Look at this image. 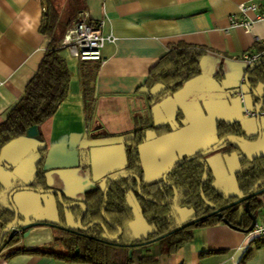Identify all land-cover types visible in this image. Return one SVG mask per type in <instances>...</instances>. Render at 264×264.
<instances>
[{
  "label": "crops",
  "instance_id": "0c3cea01",
  "mask_svg": "<svg viewBox=\"0 0 264 264\" xmlns=\"http://www.w3.org/2000/svg\"><path fill=\"white\" fill-rule=\"evenodd\" d=\"M250 2L258 12H264V0H0V122L18 101L47 48L49 40L39 31L46 7L53 5L62 13L70 5H76V13L85 9L91 24L102 21L101 33L115 37L113 43H105L101 49L89 121L82 97L80 62L70 58L65 49L60 52L70 70L68 91L35 135L15 138L1 150L0 182L4 194L33 180L36 165L48 149H76L77 167L52 168L44 172V178L48 188L58 190L71 201H83L86 192L125 166L124 135L141 118L171 128L145 131L139 151L146 181L161 178L178 160L215 143L217 121L238 123L252 140L260 131L256 144L234 143L238 151L226 153L219 148L206 156L214 186L225 197L240 196L234 178L239 158L264 154V116H259L258 127L256 116L245 114L246 110L255 111L256 103L247 87L240 85L247 68L241 57L262 47L264 20L254 21L248 32L230 21L253 20L254 11L243 14L238 10L239 3ZM179 42L207 48L200 60V75L183 83L174 93L148 104L138 88L167 48ZM255 91L264 97V85H256ZM91 132L98 138H90ZM104 133L111 137H102ZM84 164L89 165L88 169H83ZM38 196L28 190L12 195L20 225L44 220L67 224L68 217L75 224L73 212L66 208L67 211L61 212L55 197L47 200L50 208L46 213L43 210L46 204ZM259 200L256 222L264 217V193ZM127 201L133 213L135 209L140 211L133 196H128ZM175 211L178 223L191 220L190 208L182 206ZM133 219L128 239L136 238ZM57 237L56 228L34 226L26 236L18 237L15 246L25 250L51 247L61 252ZM145 249L156 257L158 264H264V240L248 243L245 232L222 222L193 229L190 238L173 252L168 253L161 242L149 244ZM144 252L143 248H134L135 261ZM0 264L92 263L19 251L0 255Z\"/></svg>",
  "mask_w": 264,
  "mask_h": 264
},
{
  "label": "trees",
  "instance_id": "16d2710c",
  "mask_svg": "<svg viewBox=\"0 0 264 264\" xmlns=\"http://www.w3.org/2000/svg\"><path fill=\"white\" fill-rule=\"evenodd\" d=\"M76 10V5H70L62 13H59L53 5L45 8L39 31L47 36L49 42L18 101L10 108L6 118L0 122V153L11 140L24 136L31 127H35L37 130L44 120L55 113L65 97L69 88L70 70L64 56L60 53L64 50L60 41L74 20ZM206 52L207 48L200 45L182 42L171 44L149 69L147 78L138 88V92L145 97L148 104L174 93L183 83L200 75V60ZM85 62H80L79 72L86 120L89 121L93 114L90 97L99 64L97 61L92 64ZM249 68H246L245 71L248 85L253 89L258 84L264 85V63L250 72ZM253 100L255 103L258 102L255 97ZM149 128L171 130L166 124L156 126L151 121L138 118V122L134 121L132 130L124 135L126 137L122 142L125 166L120 171L108 174L103 180V184L85 193L83 203L86 206V211L81 219V224L86 225L89 222L100 221L103 223L105 231L97 224L86 230H79L75 226H68L60 221H36L39 223L36 226H50L58 229L56 242L62 247L61 252L54 251L51 247L25 250L15 246L19 240L18 237L5 242V235L0 245V255L7 256L19 251H27L54 254L67 260L92 264H158L156 257L145 249L154 242H161L168 253L173 252L190 238L193 229L222 222V218L227 221L226 225L229 227L245 232L244 230L250 224V219L243 209V204L246 202L249 211L256 216V210L260 206L259 195L264 193V184L253 190L256 183L264 179V154L252 158L241 155L239 158L234 178L240 196L225 197L214 186L213 175L206 161L207 154L171 169L166 174L165 180L161 177L157 180L146 181L143 177L139 147L144 140L145 131ZM215 131L217 140L225 135H235L252 140L245 135L241 126L236 122L217 121ZM92 132L89 137L98 138ZM102 137L109 138L111 136L104 133ZM219 148H224L226 153L238 151L234 142L229 140L222 143L217 149ZM42 161V159L38 161L34 178L27 184L28 186L48 188L44 178L45 171L42 170ZM88 166V164H84L83 169H88ZM118 173L135 175L141 184V195L153 198L156 202L147 201L138 194L136 180L133 177H119L114 180L106 192V205L103 213L104 218L121 228L120 235L112 237L117 231L104 222L101 209L104 201L103 188L110 178ZM170 186L175 187L177 192V198L173 203H169L173 197ZM4 189V185L0 182V232L13 218V211L7 199L8 191L4 194ZM130 195L138 202L141 216L148 226L147 233L140 238L128 239L127 237L129 224L133 219V212L127 201V197ZM54 197L58 209L64 212L66 209L59 205L56 196ZM62 198L64 202L71 201L63 195ZM157 202H166L167 204L160 205ZM182 206L191 209V220L178 223L175 210ZM68 210L73 212L74 222H76L80 209L74 206ZM218 214H221V218H218ZM256 240L264 239H254L249 243ZM6 248L8 250H5ZM134 248L145 250L137 261L132 254Z\"/></svg>",
  "mask_w": 264,
  "mask_h": 264
},
{
  "label": "water",
  "instance_id": "95a60500",
  "mask_svg": "<svg viewBox=\"0 0 264 264\" xmlns=\"http://www.w3.org/2000/svg\"><path fill=\"white\" fill-rule=\"evenodd\" d=\"M261 63H264V59H261L260 61H258L257 63H255L253 66H251L249 68V72L251 70H253L255 67H257L258 65H260ZM246 74L244 75V84L245 86L247 87V89L249 90L250 94L253 95V97L257 98L258 99V102L254 105L255 107V113H256V123H257V126L259 127V123H258V119H259V111L262 107V104H264V98L260 97L255 89L251 88L249 85H248V82L246 81ZM27 135L31 136V135H35L36 134V128L35 127H31L30 129H28ZM259 138H260V131H258L257 133V137L254 139V140H248V139H245V138H242V137H239V136H235V135H225L223 137H221L220 139H218L215 143H213L212 145H210L209 147H207L206 149L202 150V151H199L193 155H190V156H187L183 159H180L178 160L177 162H175L174 164H172L171 166H169L164 172H163V175H162V179L165 180V176L166 174L173 168L185 163V162H188L196 157H199V156H203V155H206L208 153H210L211 151L217 149L222 143H224L225 141H236V142H239V143H242V144H246V145H253V144H256L258 141H259ZM79 164V161H78V152L76 149H48L44 155V158H43V161H42V170L46 171V170H49V169H52V168H66V167H77ZM133 177L135 180H136V189H137V192L139 195H141L140 193V181L139 179L135 176V175H132V174H129V173H118L114 176H112L110 178V180L106 183V185L104 186L103 188V195H104V201H103V206H102V209H101V216L103 217V220L105 223L111 225L117 232L115 235H113L112 237H118L121 233V228L116 226V225H113L112 223H110L106 218H104V208H105V205H106V192L108 190V188L110 187V185L112 184V182L114 180H116L117 178L119 177ZM262 184H264V179L258 181L256 183V185L253 187V190L256 189L257 187H260ZM172 188V191H173V197L172 199L169 201V203H173L175 202L176 198H177V192H176V189L175 187L173 186H170ZM24 190H28V191H34V192H37V193H50L54 196H56L57 198V202L59 205H61L62 207L68 209V208H71V207H78L80 209V213L76 219V228L79 229V230H86L88 227L94 225V224H97L99 226L102 227V229L105 231V228H104V225L102 222L100 221H93V222H90L88 224H86L85 226H83L81 224V219L83 217V215L85 214V211H86V206L85 204L82 202V201H70V202H64L63 201V198H62V194L56 190V189H53V188H35V187H31V186H28V185H23V186H17V187H14L12 188L8 194H7V199H8V202L9 204L11 205V208H12V211H13V218L5 225V227L1 230L0 232V245L2 243V240L4 238V236L6 235V239H5V242H9L11 239H13L14 237H18L19 234L24 231V233L22 234V236H26L28 234V230L36 225H38L39 223H37L36 221L34 222H30V223H26V224H23V225H20V223H18L19 219H20V216L18 215V210L15 206V204L13 203V200H12V195L17 192V191H24ZM201 194V197L203 199V195H202V192L200 193ZM142 196V195H141ZM145 200L147 201H150V202H156L153 198H150V197H145V196H142ZM158 204L160 205H165L167 204L166 202H163V203H159L157 202ZM243 209L244 211L247 213L249 219H250V224L249 226L244 230L245 233H248L252 227L254 226V224L256 223V216H254L248 209V206H247V203L245 202L243 204ZM218 218H221V214H218ZM222 222L224 224H227V221L222 218ZM5 244V243H4ZM3 244V245H4Z\"/></svg>",
  "mask_w": 264,
  "mask_h": 264
},
{
  "label": "built area",
  "instance_id": "2783aa9c",
  "mask_svg": "<svg viewBox=\"0 0 264 264\" xmlns=\"http://www.w3.org/2000/svg\"><path fill=\"white\" fill-rule=\"evenodd\" d=\"M238 10L241 13H245L247 10L255 12L254 19H231V25L239 26L245 32H248L254 21L264 20V12H258V9L254 3H239ZM103 22L100 21L95 25L90 23L89 13L85 9L77 11L74 20L70 27L66 30L63 38L60 41L61 47H63L70 58L82 61H97L99 64L102 61L101 49L105 43H113L115 37L111 34L103 35L101 33V27ZM262 47L254 52L244 53L241 57L246 67H251L261 59H264V40H261ZM245 87L244 78L240 84ZM241 97L244 92L241 90ZM246 115H256L255 111H245ZM260 116H264V104L259 111ZM246 239L248 243L254 239H264V217L260 222H256L252 229L246 233Z\"/></svg>",
  "mask_w": 264,
  "mask_h": 264
},
{
  "label": "rangeland",
  "instance_id": "374dc122",
  "mask_svg": "<svg viewBox=\"0 0 264 264\" xmlns=\"http://www.w3.org/2000/svg\"><path fill=\"white\" fill-rule=\"evenodd\" d=\"M234 143L239 144V145H243L242 143H239V142H236V141H234ZM210 153H208L207 155H209ZM31 192L34 193L35 195H39L38 197H42L44 203L46 204L44 206L43 210L46 213H48V207L50 208V205L47 204V200L48 199H53L54 196L52 194H50V193H37V192H34V191H31ZM38 209L41 210L42 208L39 206ZM34 211L36 212L35 209H34ZM133 214H134V219H133V223L131 225H132V227L135 228L134 236L136 238H140V237L144 236L147 233V231H148L147 229L148 228L146 227V224H145L146 222L143 220V218L141 216V212L139 210L135 209ZM66 225H68V226H76L75 224H73V222L71 220V217H68V221H67ZM133 255H135V254L133 253Z\"/></svg>",
  "mask_w": 264,
  "mask_h": 264
},
{
  "label": "flooded vegetation",
  "instance_id": "af4514ba",
  "mask_svg": "<svg viewBox=\"0 0 264 264\" xmlns=\"http://www.w3.org/2000/svg\"><path fill=\"white\" fill-rule=\"evenodd\" d=\"M83 202V201H82ZM90 223V222H89ZM88 224V223H87ZM75 225H76V222H75ZM83 226H85V225H83ZM24 233V231H22L20 234L22 235ZM19 234V236L18 237H20L21 235ZM76 250H78V249H76Z\"/></svg>",
  "mask_w": 264,
  "mask_h": 264
}]
</instances>
